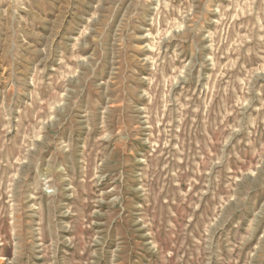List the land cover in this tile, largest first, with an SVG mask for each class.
Masks as SVG:
<instances>
[{
	"label": "rangeland",
	"instance_id": "1",
	"mask_svg": "<svg viewBox=\"0 0 264 264\" xmlns=\"http://www.w3.org/2000/svg\"><path fill=\"white\" fill-rule=\"evenodd\" d=\"M0 264H264V0H0Z\"/></svg>",
	"mask_w": 264,
	"mask_h": 264
}]
</instances>
